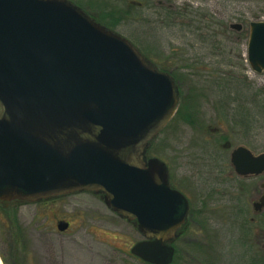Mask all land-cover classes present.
I'll return each instance as SVG.
<instances>
[{"label":"water","instance_id":"water-1","mask_svg":"<svg viewBox=\"0 0 264 264\" xmlns=\"http://www.w3.org/2000/svg\"><path fill=\"white\" fill-rule=\"evenodd\" d=\"M248 60L264 73L263 21L250 23ZM179 102L171 75L71 1L0 0V202L100 194L145 238L133 256L172 264L189 203L147 151ZM231 163L239 176L264 173V154L243 146Z\"/></svg>","mask_w":264,"mask_h":264},{"label":"rangeland","instance_id":"rangeland-1","mask_svg":"<svg viewBox=\"0 0 264 264\" xmlns=\"http://www.w3.org/2000/svg\"><path fill=\"white\" fill-rule=\"evenodd\" d=\"M69 1L178 86L177 111L147 151L192 206L173 264H264V211L254 209L264 174L241 177L231 163L241 146L264 154V75L252 71L247 54L264 0ZM185 103L196 124L178 113ZM60 222L70 228L60 231ZM144 239L92 192L0 204V264H146L131 254Z\"/></svg>","mask_w":264,"mask_h":264},{"label":"flooded vegetation","instance_id":"flooded-vegetation-1","mask_svg":"<svg viewBox=\"0 0 264 264\" xmlns=\"http://www.w3.org/2000/svg\"><path fill=\"white\" fill-rule=\"evenodd\" d=\"M84 12H86L85 10H83ZM87 13V12H86ZM88 14V13H87ZM89 15V14H88ZM90 16V15H89ZM109 17L110 15H104V17ZM96 22H98V23H100V24H102V25H104V26H106V27H108L107 25H105L102 21H100V20H96V19H94ZM108 28H111V27H108ZM168 167V166H167ZM169 169V168H168ZM249 177H253V176H249ZM249 177H246V178H249ZM172 173H170V170H169V182H170V188L172 189V190H175V191H178V192H180L181 194H183L184 196H185V198L188 200V203H189V212H188V216H187V221H186V223L182 226V228L177 232V237L175 238V240L172 242V245H173V247L175 248V246H174V243L180 238V236H182L185 232H184V230L182 231V229H183V227H185V226H187V224H188V221H189V219H190V215L192 214L191 212H192V209H191V202H190V199H188V197L183 193V191H182V189H178V188H176V186H174V180L172 181ZM264 184V183H263ZM263 194H264V192H263ZM262 194V195H263ZM261 195V196H262ZM260 196V197H261ZM259 201V199L257 200V202ZM264 211V208L263 209H261V210H259V211H257V213L258 212H263ZM175 250H176V248H175Z\"/></svg>","mask_w":264,"mask_h":264},{"label":"trees","instance_id":"trees-1","mask_svg":"<svg viewBox=\"0 0 264 264\" xmlns=\"http://www.w3.org/2000/svg\"><path fill=\"white\" fill-rule=\"evenodd\" d=\"M188 108L189 107L185 103V105H183L182 108L179 109L178 113H180L183 120H185L189 124H196V121H197L196 115L193 113L192 109H188ZM0 204H2V203H0Z\"/></svg>","mask_w":264,"mask_h":264}]
</instances>
